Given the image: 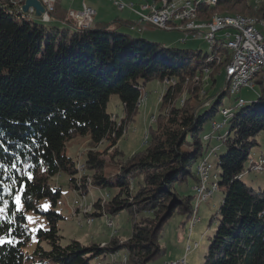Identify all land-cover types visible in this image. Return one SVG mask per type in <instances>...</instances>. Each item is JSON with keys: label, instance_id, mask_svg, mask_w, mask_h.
I'll list each match as a JSON object with an SVG mask.
<instances>
[{"label": "trees", "instance_id": "1", "mask_svg": "<svg viewBox=\"0 0 264 264\" xmlns=\"http://www.w3.org/2000/svg\"><path fill=\"white\" fill-rule=\"evenodd\" d=\"M25 1L0 0V264H26L32 256L55 264H91L121 250L126 264H152L164 252L160 237L169 218L178 212L190 220L196 210L197 195L184 194L181 187L189 179L199 183L197 165L211 149L205 128L217 119L228 92L224 89L212 104L209 93L233 54L221 36L205 53L150 41L130 32L139 22L130 18L94 19L90 28L77 27L59 0L45 22L19 11ZM210 4L199 3V20L208 22L219 10L264 26V0L256 6L248 0ZM207 72L212 84L202 95ZM151 81L167 85L143 149L128 157L116 149L121 162L113 177L104 174L100 153L90 150L85 176L78 178L67 141L89 135L97 144L107 141L117 148ZM255 84L262 88L259 97L233 109L230 128L220 139L226 147L217 163L223 198L211 219L215 233L204 264H264V188L243 180L264 131L263 73ZM114 95L124 108L120 122L107 109ZM62 172L84 195L90 186L117 189L108 200L99 197L91 215L122 210L139 215L133 217L131 236L106 245L64 242L57 210L62 193L55 179ZM28 212L43 217L46 226L32 232Z\"/></svg>", "mask_w": 264, "mask_h": 264}, {"label": "rangeland", "instance_id": "2", "mask_svg": "<svg viewBox=\"0 0 264 264\" xmlns=\"http://www.w3.org/2000/svg\"><path fill=\"white\" fill-rule=\"evenodd\" d=\"M113 1L114 0H112V2ZM124 1L126 3H130L131 1H133L135 2L136 9L146 11L140 5L152 0ZM261 1L263 0H248V3L256 6ZM106 5L108 6V8L106 10L104 9V11L109 12L107 14L108 17H104L106 19L115 18L116 16L121 18H130L132 20L138 19L137 14L128 7L126 9H119L110 1H108ZM214 13L220 12L219 10H216L214 11ZM97 17L95 15L94 19H96ZM262 24V22H258V27ZM260 28L262 30V33L264 34V26H261ZM143 31H146V33L136 31L137 33L135 34H137L138 36H143L146 34V39L153 42L164 43L166 45L168 44L169 47L174 46L181 49H199L203 53L209 52V50H211V45L208 41L204 40L203 38L195 39L186 37L185 33L181 31L164 30L153 26H148ZM179 37L180 39L178 40ZM184 38H186V40H184ZM204 81L205 87L202 90V95H205L207 89L210 88L212 84L211 77L208 76V72L205 74ZM166 85V83L161 81H151L147 83L145 89L143 90V96L141 98L143 102L138 105V113L133 120L127 123L126 131L122 138L119 140L117 148H111L107 141L101 144H97L89 135H79L72 138L71 140H68L66 143L67 154L77 163V167H84V165H79V163L83 164L86 158V153L90 150H93L99 152L100 158L105 160L106 167L104 170V174L107 177H113L114 175H116L119 171L118 163L121 162V157L119 156L116 149L123 151L126 157L143 149L148 136L147 134L149 127L151 125L155 126L156 115H158L160 110L159 102ZM224 89L227 90V76L223 68L220 69V72L216 74V83L209 93V104H212ZM227 92L228 93L223 96L221 105L223 107L222 110L229 108L230 113H233V109L236 110L240 105V98L244 99L245 104H249L259 97L260 93L262 92V88L260 85L255 84L253 88L246 86L242 87L241 91L236 94H231L228 90ZM184 97L185 94L182 97L183 99L181 98L180 102H184ZM107 109L108 112L113 114V116L116 117V119H118V121L120 122V118L124 115V108L117 95L111 97ZM225 120L226 119H224V121ZM228 120L229 119H227L225 125H223V127L219 130V132H221L222 134H225L230 128ZM214 121L220 124V122L223 121V117L221 116V114H219L217 116V119ZM211 129L213 130L212 123L206 126L205 132H208L206 135H210V137H213V135L211 134ZM258 141L259 145L253 149V155L251 157L255 158V156H258L259 158L261 155L264 156V131L259 134ZM211 144L212 146L210 149V153L206 156L208 158V162L212 166L210 171V178L207 181L210 187L213 183L219 181L221 169L218 167L217 163L219 157L226 153V147L221 144V140L215 139ZM214 146H216L215 150ZM248 163L250 164V159ZM82 174L83 173L78 174L77 177L80 178ZM86 175H89L87 170ZM83 176H85V174H83ZM55 179L57 186L61 189L62 193L57 205V210L63 216V218L58 223V227L60 235H62V240L64 242H68L70 239H77L84 244H91L94 242L101 245H106L111 239L116 238L122 242L127 240L131 236L133 230V217L139 219V215L133 216L128 210H122L116 215L108 213L103 214L104 211H102L99 212L101 215H98V217H94L93 223H90L88 221V216L83 209L87 206H91L93 208L94 203L99 197L103 200L104 198L108 200L110 196L116 192L117 189L90 186V193L84 195L74 190L70 186V175L68 173L62 172L58 174ZM243 180L254 188H264V171L251 170L244 175ZM181 188H184V194L195 195V198L197 195L194 217H198L200 219L194 225H192L191 228L193 216L190 220H187L185 216L179 214L178 212H175L162 228L160 243L164 249V252L161 257L152 262V264H164L165 262L179 259L187 253L188 246L190 249V251L188 252V264H204L205 253L208 250L210 239L215 233V222L211 223V219L212 216L215 215L218 211L219 205L223 198V189L219 188L211 197L207 198L206 200H200L198 197V193L195 190V181L193 179H189L188 183L183 185ZM82 196H86V199L83 200ZM103 200H101L102 203H105L107 201ZM92 210L94 211V208ZM27 219L32 232H35V230L39 227L46 226L45 219L34 214L33 212L27 213ZM108 221H112L113 226L108 227ZM32 250L33 248L32 246H30V253H32ZM109 259L113 261V264H126L125 262L127 260V254L125 251L121 250L119 252L111 253L108 256H100L99 261H97V259H94L92 260L91 264H106V260ZM32 262L34 264H55L52 261L42 262L38 258L34 259L33 256L27 260L26 264H33Z\"/></svg>", "mask_w": 264, "mask_h": 264}, {"label": "built area", "instance_id": "3", "mask_svg": "<svg viewBox=\"0 0 264 264\" xmlns=\"http://www.w3.org/2000/svg\"><path fill=\"white\" fill-rule=\"evenodd\" d=\"M177 1L178 0H157L141 5L147 12L136 9L135 3L133 2L126 3L123 0H114L113 2L119 9H126L128 7L137 14L139 22L137 25L131 27L132 30L137 32L143 31L146 26H153L164 30L181 31L185 33L186 37L195 39L203 38L206 41L213 40L216 36H227L229 38V43L234 47V62L231 70L233 68H244L245 70L250 66H256L257 63H264V46L262 42H260V33L257 31V26L235 24V22L229 21L218 22L212 27L197 28L196 21L193 20V10L190 9V2L192 0H187V8L184 10H177ZM41 2L45 7V12L40 17L46 22L51 20L50 13L54 10L56 0H41ZM212 4L213 2L210 6ZM22 7L23 5H20L19 11H23ZM96 12V9L84 0L80 10L69 11L68 18L77 25V27L92 26ZM29 13L31 15H36L33 7L30 8ZM184 40H186V38H184ZM244 86L253 88L255 84L254 81L252 83H244V80L238 79L235 93L240 92ZM242 100L244 99H239V101ZM227 113H230L229 108L220 111L223 121L220 122L219 130L221 129L224 119H227ZM219 130L211 129V131H213V137ZM221 137L222 135H219L217 139L220 140ZM249 168H254V171L264 169V159L255 156L253 161L249 164ZM195 221L199 220H195L193 214L191 228ZM189 251L190 249L188 246L185 255L179 259L165 262L164 264H188Z\"/></svg>", "mask_w": 264, "mask_h": 264}, {"label": "bare ground", "instance_id": "4", "mask_svg": "<svg viewBox=\"0 0 264 264\" xmlns=\"http://www.w3.org/2000/svg\"><path fill=\"white\" fill-rule=\"evenodd\" d=\"M162 1H169V0H162ZM216 1L217 0H192L190 2V9L193 10V20L196 21V27L197 28L212 27V26L216 25V23H218V22H229V21L235 22V24L257 26V31L260 33V42H262V44L264 46V34L262 33V31L258 27V20L257 19L246 17V16H241V15H221V14L215 13L213 15L212 19L208 22H203V21L199 20L198 8H197L199 3H202V2H204V3H207V2L215 3ZM186 8H187V0H178L177 1V10H184ZM27 13H29V12H27ZM93 23H94V19H93ZM93 23H92V25H93ZM83 27L87 28L90 26H83ZM83 27H81V28H83ZM218 37H220V36H216L215 38H213V40H209L208 42L210 43V45H213L216 42ZM221 37L225 38V41L227 42L226 45L231 50V52L233 54L230 63L225 68V72L227 74V90L231 94H236L235 88L237 85V80L242 79V80H244V83H252L253 81L255 83L256 76L260 73H263V71H264V63H257L256 66H250L245 70H244V68H233L231 70L232 64L234 62V47L232 44L229 43V38L227 36H221ZM142 102L143 101L140 99L138 105L141 104ZM244 103H245V101L242 100V101H240L239 104L241 105ZM231 116H232V112L227 113V117H228L227 119H229ZM227 119L221 125V128L223 127V125H225V122L227 121ZM212 128H213V130H218L220 128V124H218L216 121H213L212 122ZM209 138H210V135H205V139H209ZM259 158L264 159V156L261 155ZM253 159H254V157L250 158V163L253 161ZM79 165H83V164L79 163ZM211 168H212V166L208 162L207 157H205L198 165L197 175L200 178V183H199V185H197L195 187V190L198 193V197L200 200H206L207 198L211 197L215 191L218 190L217 182L213 183L211 185V187L208 185V182H207L210 178ZM78 170L80 171V173H85V167L81 168L78 166ZM249 170L250 171L254 170V168H251V169L249 168ZM257 171H264V169H260ZM82 197H83V200L86 199V196H82ZM80 207H81V204H80ZM93 208L91 206H87L86 208H83L85 210L84 212L88 216V221L90 223H93V221H94V216L91 215V213L94 212L92 210ZM199 219L200 218L195 217V220H199ZM196 222L197 221H195V223ZM112 224H113L112 221H108L107 225H108V227H111V226H113ZM125 259H126V257H125Z\"/></svg>", "mask_w": 264, "mask_h": 264}, {"label": "crops", "instance_id": "5", "mask_svg": "<svg viewBox=\"0 0 264 264\" xmlns=\"http://www.w3.org/2000/svg\"><path fill=\"white\" fill-rule=\"evenodd\" d=\"M69 11L70 10H80L81 8H82V2L84 1V0H59ZM89 5H91V6H93L95 9H96V19L95 20H97V21H111V20H114L115 18H109V19H106V18H104V17H108L107 16V14L109 13V12H107V11H104V9L106 10L107 8H108V6L106 5L107 3H108V1H110L113 5H114V2H112V0H85ZM124 1V0H123ZM153 1V0H152ZM152 1H150V2H152ZM131 2H133V1H131ZM130 2V3H131ZM150 2H147V3H150ZM133 3H135V2H133ZM147 3H142L141 5H143V4H147ZM140 5V6H141ZM138 17V16H137ZM127 19H129V18H127ZM133 21H139V19H137V20H133ZM148 26H146L144 29H146ZM135 30H133L132 31V29H131V33H137L136 31L134 32ZM142 33L143 32H145L146 33V31H141ZM135 35H137V34H135ZM146 35V34H145ZM145 35H143V36H141V37H144L145 38ZM138 36V35H137ZM180 39V37L178 38V40ZM164 44V43H163ZM166 45V44H165ZM167 46H168V44H167ZM219 130V129H218ZM211 134L213 135V131L211 132ZM218 135H224V134H222L221 132H217V133H215V136L214 137H212L211 139H210V146H212V144L211 143H213V141L215 140V139H217V137H218ZM216 146H214V148H215ZM93 197V196H92ZM90 201V200H89ZM103 242V241H102ZM97 259V261H99L100 260V257H98V258H96ZM107 261V263L106 264H113V261H111V259H109V260H106ZM116 264H119V263H116Z\"/></svg>", "mask_w": 264, "mask_h": 264}, {"label": "water", "instance_id": "6", "mask_svg": "<svg viewBox=\"0 0 264 264\" xmlns=\"http://www.w3.org/2000/svg\"><path fill=\"white\" fill-rule=\"evenodd\" d=\"M31 7L35 9V14L37 17L42 16L45 12V7L42 4L41 0H26L22 8H23V11L27 13L29 12Z\"/></svg>", "mask_w": 264, "mask_h": 264}]
</instances>
